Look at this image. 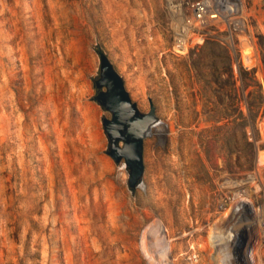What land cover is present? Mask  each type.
Masks as SVG:
<instances>
[{"label": "rangeland", "instance_id": "obj_1", "mask_svg": "<svg viewBox=\"0 0 264 264\" xmlns=\"http://www.w3.org/2000/svg\"><path fill=\"white\" fill-rule=\"evenodd\" d=\"M207 1L221 19L187 32L183 53L166 0H0V264H147L140 236L155 219L171 264H215L220 185L264 151V0ZM97 47L163 125L143 142L134 196L106 154Z\"/></svg>", "mask_w": 264, "mask_h": 264}, {"label": "built area", "instance_id": "obj_2", "mask_svg": "<svg viewBox=\"0 0 264 264\" xmlns=\"http://www.w3.org/2000/svg\"><path fill=\"white\" fill-rule=\"evenodd\" d=\"M184 3L185 0H166L168 12L173 19V44L178 49L184 46L185 30L190 34V31L199 28L203 24V14L210 7L207 0L194 1L190 5L192 15L186 17L182 13ZM123 170L126 171L122 164L119 171ZM255 176L256 171H252L240 179L227 177L221 183L220 188L224 191L220 203L224 211L223 221L214 226L215 233L210 240L209 234L207 236L212 262L213 257L219 256L223 264H257L256 248L260 241L264 242V189L259 187L256 190V186L261 184ZM261 197L262 202L258 203L256 200ZM219 230L225 236L222 242L227 241L229 246L220 252L216 245Z\"/></svg>", "mask_w": 264, "mask_h": 264}, {"label": "water", "instance_id": "obj_3", "mask_svg": "<svg viewBox=\"0 0 264 264\" xmlns=\"http://www.w3.org/2000/svg\"><path fill=\"white\" fill-rule=\"evenodd\" d=\"M95 52L99 64L93 79V101L110 115L101 117L107 139L106 154L115 164L123 163L127 172L126 185L134 196L136 189L143 186V142L152 135L153 127L162 122L156 115L150 98L147 112L138 109L107 54L100 47Z\"/></svg>", "mask_w": 264, "mask_h": 264}, {"label": "bare ground", "instance_id": "obj_4", "mask_svg": "<svg viewBox=\"0 0 264 264\" xmlns=\"http://www.w3.org/2000/svg\"><path fill=\"white\" fill-rule=\"evenodd\" d=\"M224 8H225V10L233 9L227 4H225ZM210 13H212V11L208 10L203 14V22L204 23L205 22L207 23L209 21L215 22V21H218L221 19L218 14L217 15H215V14L210 15ZM238 13H240V16H238V15L236 16V14H238ZM236 14H234V12L231 13L230 20L233 22L238 17L239 20H238L237 26H238V28H243L244 27L243 26V20L244 19L242 16V8H241V10L239 9L236 12ZM185 31H186L184 33L185 43H184L183 48L181 49L182 50L181 52H183V53H185V50H186V38L188 37V36H186L187 30H185ZM250 57L251 56H250L249 49H245L241 55L240 60L243 64H248L251 61ZM249 66H250V64H249ZM153 129L156 132L160 133L163 130V125H161V123L157 124L155 127H153ZM262 168H264V151H257L256 176H255V178L258 179L259 182L261 181L259 172ZM121 175H123V174L121 173ZM126 178H127V175H126ZM259 187L261 188L262 186L261 185L256 186V190H258ZM249 193H251V192L249 191ZM214 226H212L210 229L209 236H208L209 240L211 239L212 234L215 233L213 231ZM223 236H224V233L219 230L217 232V238L218 239H216V241H217L216 245H218V248H217L218 252H220L219 250L225 251L227 249V247H229L227 241L223 240V242H222ZM226 240H228V239L226 238ZM259 245H260V242L258 243V246L256 248V254L258 256L256 261H257V264H262V260H261L262 255H260L258 252L260 247H261V246L259 247ZM140 246H141L142 254H143L145 260L147 261V264H171V257H170L171 256V240L167 236L166 227L163 226L158 220L155 219V220L149 222L148 224H146L144 226L143 230L141 231ZM212 260H213V263H215V264H223L220 261L219 256L213 257Z\"/></svg>", "mask_w": 264, "mask_h": 264}]
</instances>
